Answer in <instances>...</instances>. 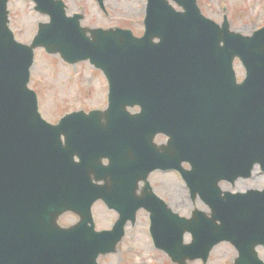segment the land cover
I'll return each instance as SVG.
<instances>
[{
    "label": "water",
    "instance_id": "obj_1",
    "mask_svg": "<svg viewBox=\"0 0 264 264\" xmlns=\"http://www.w3.org/2000/svg\"><path fill=\"white\" fill-rule=\"evenodd\" d=\"M9 1L0 0V264H100V256L118 252L141 208L155 245L175 264H206L223 241L239 252L234 264H264L255 250L264 244V190L220 186L251 176L257 163L264 171V27L246 36L227 19L207 18L196 0H174L181 11L169 0H147L138 37L83 27L84 15L67 16L63 0H31L50 22L24 44L10 28ZM39 47L101 69L107 108L45 120L29 87ZM236 58L246 71L241 83ZM135 106L139 113L128 110ZM160 133L166 144L155 142ZM157 169L180 171L210 211L174 212L148 180ZM99 200L119 214L111 230L96 229ZM67 212L78 222L62 226Z\"/></svg>",
    "mask_w": 264,
    "mask_h": 264
},
{
    "label": "rangeland",
    "instance_id": "obj_2",
    "mask_svg": "<svg viewBox=\"0 0 264 264\" xmlns=\"http://www.w3.org/2000/svg\"><path fill=\"white\" fill-rule=\"evenodd\" d=\"M68 5V14L85 13L84 26L109 27L119 26L131 29L135 35L144 32V18L147 0H106L105 15L95 0H64ZM202 13L217 23H222L226 16L232 31L251 36L264 26V0H196ZM170 2L177 8L173 0ZM10 27L18 41L30 43L37 32L39 22H48L49 17L34 9V3L25 0H11L8 5ZM81 9V10H80ZM239 80L245 77V69L239 60L235 62ZM30 87L39 98V107L43 117L56 123L66 113L84 109L86 111L107 106L108 82L105 75L88 61L77 64L66 63L57 55L48 54L45 49L37 48L35 61L31 68ZM138 110V108H135ZM162 141L163 138H157ZM155 192L170 207L182 216H190L194 208L207 210V206L190 199L189 190L178 173L156 171L150 176ZM264 174L256 170L252 178L231 186L222 183L223 189L245 191L250 188H263ZM98 230L110 229L117 220L116 212L109 210L98 201L93 208ZM78 221L73 213H66L60 218V224L69 226ZM191 240L190 234L185 236ZM264 258V249L259 248ZM237 251L229 242H222L214 247L207 264H234ZM100 264H174L168 255L155 248L150 235L149 214L143 210L138 213L134 226L127 225L126 236L120 243L117 253L99 258ZM191 264H202L196 260Z\"/></svg>",
    "mask_w": 264,
    "mask_h": 264
},
{
    "label": "flooded vegetation",
    "instance_id": "obj_3",
    "mask_svg": "<svg viewBox=\"0 0 264 264\" xmlns=\"http://www.w3.org/2000/svg\"><path fill=\"white\" fill-rule=\"evenodd\" d=\"M81 10V9H80ZM81 11H83V10H81ZM84 12V11H83ZM77 13V12H76ZM159 137H162L163 138V140L162 141H160V142H163L164 141V137L163 136H158V138ZM103 163L104 164H106V165H109L110 164V160L108 159V158H104L103 159ZM244 179H238V180H236L235 182H234V185L236 184V183H238V182H240V181H243ZM141 189H142V186H140V189L138 190V193H141ZM260 248H263L264 249V247H260Z\"/></svg>",
    "mask_w": 264,
    "mask_h": 264
}]
</instances>
